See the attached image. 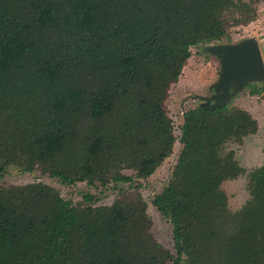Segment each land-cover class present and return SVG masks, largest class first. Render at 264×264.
I'll return each instance as SVG.
<instances>
[{
  "label": "trees",
  "instance_id": "trees-1",
  "mask_svg": "<svg viewBox=\"0 0 264 264\" xmlns=\"http://www.w3.org/2000/svg\"><path fill=\"white\" fill-rule=\"evenodd\" d=\"M263 2L0 0V180L14 168L116 191L100 205L42 181L0 184V264H264V162L248 171L229 147L258 122L198 105L177 135L165 106L192 49L234 43ZM257 84L246 89L260 94ZM177 141L152 200L172 252L152 232L141 181ZM240 177L249 198L233 211L222 185Z\"/></svg>",
  "mask_w": 264,
  "mask_h": 264
},
{
  "label": "rangeland",
  "instance_id": "rangeland-1",
  "mask_svg": "<svg viewBox=\"0 0 264 264\" xmlns=\"http://www.w3.org/2000/svg\"><path fill=\"white\" fill-rule=\"evenodd\" d=\"M248 38L257 39L264 60V2L260 5L259 16L255 22L234 30V43ZM198 50L197 48L192 49L191 58L187 62L180 80L171 87L165 103L177 135H180L184 112L203 103L194 97H210V88L219 77V61L215 57L199 54ZM257 87L263 89L260 94L253 95L246 87L230 103L233 107L248 111L258 122L259 128L255 135L245 138L241 145L232 144L229 146L235 152L240 165L248 171L260 167L264 162V83L257 84ZM181 147L180 142L177 141L173 154L151 177L141 181L142 193L148 203V213L153 220L152 232L156 239L172 252H174L172 226L152 205V200L167 184ZM36 181H42L54 187L62 197L74 202L82 200L83 195L89 193L97 198V204L110 205L116 196V191L111 187L96 189L86 183L65 186L57 179L42 176L39 173H20L14 168L7 171L3 179L0 180V184L26 185ZM222 188L228 196L229 205L233 211L239 210L249 198L246 177L228 180L223 183Z\"/></svg>",
  "mask_w": 264,
  "mask_h": 264
},
{
  "label": "water",
  "instance_id": "water-1",
  "mask_svg": "<svg viewBox=\"0 0 264 264\" xmlns=\"http://www.w3.org/2000/svg\"><path fill=\"white\" fill-rule=\"evenodd\" d=\"M220 64L219 77L210 91V97H194L209 109L228 106L231 101L252 83H264V60L256 38L232 44H213L199 47Z\"/></svg>",
  "mask_w": 264,
  "mask_h": 264
},
{
  "label": "flooded vegetation",
  "instance_id": "flooded-vegetation-1",
  "mask_svg": "<svg viewBox=\"0 0 264 264\" xmlns=\"http://www.w3.org/2000/svg\"><path fill=\"white\" fill-rule=\"evenodd\" d=\"M213 94V91H210V96Z\"/></svg>",
  "mask_w": 264,
  "mask_h": 264
}]
</instances>
